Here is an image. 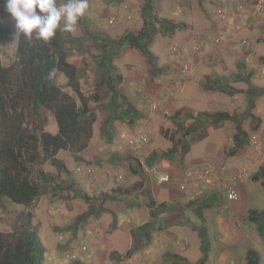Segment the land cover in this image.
Returning a JSON list of instances; mask_svg holds the SVG:
<instances>
[{
    "label": "rangeland",
    "instance_id": "1",
    "mask_svg": "<svg viewBox=\"0 0 264 264\" xmlns=\"http://www.w3.org/2000/svg\"><path fill=\"white\" fill-rule=\"evenodd\" d=\"M65 2L57 0V5ZM88 3V11L78 21L75 31L71 32L80 41L74 48L68 45L65 47L67 61L76 66V72L86 55L101 54L103 40L118 41L126 32L135 33L142 26L143 0H123L121 3L88 0ZM218 8L225 10L226 21L216 15ZM154 11L158 18L183 22L185 28L172 36L158 33L156 42L151 46L154 64L127 46L121 48L112 60L124 79L119 88L139 110L141 119L132 125L127 122L116 123L117 133L108 141L104 124L110 112L108 95L106 89L98 85L99 73L95 65L91 64L78 81L81 95L95 113L91 141L80 156L84 158V163L95 169L100 180L99 187L87 194L98 197L112 188H136L140 184L139 188L154 185L160 199L171 200L169 192L173 190V168L179 177L188 172L201 171L205 167L211 168L215 178L212 188L216 183L220 187L222 184L232 185L238 194L237 201L229 202L224 198L222 188L214 202L211 199V208L198 211L199 216L210 218L203 227L206 228L208 251L212 252V258L218 253L220 245L215 240L220 226L214 221L218 217L221 220L235 219V225L227 223L221 227H227L229 231L230 227L235 229L237 236L240 230L255 231L257 226L249 219L250 212L264 210V178L260 177L257 182L252 180V176L264 166V75L261 74L264 70L261 60L264 58V1L156 0ZM0 18V62L7 67L15 59L18 31L1 3ZM111 19L113 24H109ZM84 26L89 35L83 34ZM63 38H66L65 34ZM215 39H219L220 43L216 44ZM196 47L200 50L196 51ZM241 63L245 64L244 69ZM185 65L189 71L181 75V68ZM66 82L64 74H55V85L76 98ZM176 111H180L182 116L193 112L230 111L228 113L240 117L242 128L248 134V144L245 149L233 155L230 150L235 134L234 123L223 122L214 126L203 122L193 124L189 120L185 122L184 128L191 126L192 137L189 144L183 147L184 143L179 141L184 128L179 129L170 122ZM44 116L47 119L45 131L55 134L57 125L53 116L46 111ZM257 125L258 129L254 131L252 128ZM142 134L147 136V143H136L133 148L128 147L129 139L136 140ZM152 152L158 155L169 152L171 155L163 160L155 159L149 165L146 160ZM129 153L139 160L140 165V162L144 164V171L140 175L129 172L125 164ZM56 157L64 162L69 173L58 172L48 161L38 165L37 169L53 176L62 187L61 190L55 195L50 187L44 188L43 195L29 208L0 199V232L12 234L29 222L46 248L44 264H71L61 256L67 252H79V249L82 251L85 243L87 250L79 254L80 262L106 264L108 251L105 244L111 235L113 217H119L120 208H124L128 202L140 206L150 199L140 190L120 192L119 200L107 205L113 210V217L109 214L91 215L75 231L65 230L73 227L75 220L88 210L89 206L82 199L72 197L74 185L83 191L86 179L75 173V167L82 164L75 162L68 152L59 151ZM132 164L137 169V164ZM115 172L122 175V180L116 178ZM164 175L169 176V182L158 183L157 178ZM233 176H236V180H233ZM32 178L39 183L36 168L33 169ZM69 182H73L71 189L66 187ZM102 182L106 183L105 186H102ZM189 216L194 218V211ZM162 223L157 220L156 228L163 227ZM146 228L151 229L150 226ZM219 233L223 235L221 229ZM257 235L264 248V236L258 232ZM222 237L226 240L222 244H227V236ZM194 238L197 242L195 255L199 257L202 253V248L198 246L200 239L197 234ZM245 245L251 247L250 241L245 242ZM167 248L175 252L170 244ZM223 252L228 253V250ZM126 254L123 255L124 260L128 257ZM224 259L225 256L222 257V264H225ZM124 260L117 258L114 261L121 264ZM164 261L165 264L173 262L171 256Z\"/></svg>",
    "mask_w": 264,
    "mask_h": 264
},
{
    "label": "trees",
    "instance_id": "2",
    "mask_svg": "<svg viewBox=\"0 0 264 264\" xmlns=\"http://www.w3.org/2000/svg\"><path fill=\"white\" fill-rule=\"evenodd\" d=\"M122 1L105 0L110 3H121ZM143 1L141 28L135 33L126 32L118 41L103 40L100 46L101 54L86 55L77 72L76 66L67 61L65 50L66 45L74 48L80 41L71 33L58 31L51 42L45 43L42 40H27L17 32L13 63L4 67L0 62V199H6L16 205L29 208L43 195L44 188L50 187L56 195L62 187L57 184L53 176L37 169V167L48 161L58 172L69 173L64 162L56 157L59 151L68 152L75 162L82 164L83 167H91L94 170L95 188L99 187L100 179L98 180L95 169L84 163L80 156L91 141L95 113L87 106L86 100L80 93L79 79L85 75V71L91 64L95 65L96 71L99 73L97 76L99 77L98 85L104 87L106 95H108L110 112L104 124L108 134L107 140L111 141L117 133L116 123L127 122L128 125H132L137 119H141L139 110L119 88L124 79L122 74L117 71L116 66L113 65V57L119 53L121 48L127 46L154 64L155 57L151 46L156 42L158 33L172 36L178 30L185 28L183 22L158 18L154 11L156 0ZM0 3L4 4L3 0H0ZM82 30L83 34L89 35L85 26L82 27ZM63 34L66 36L65 39ZM261 60L264 63V58ZM241 68H245L244 63H241ZM56 73L64 74L67 79L66 86L71 88L76 98L55 85ZM45 111L51 114L55 120L57 125L55 134L48 133L44 129L47 125ZM189 120H192L193 124L203 122L214 126L223 122L234 123L235 134L232 138L233 147L230 150L233 155L245 149L248 144V134L243 130L241 119L236 114L193 112L185 113L182 116L180 111H176L170 122L177 128L183 129L185 122ZM258 125L253 126L252 129L256 131ZM183 130L179 142L184 143L183 147H186L192 137V128L189 126ZM170 155L169 152L160 155L157 152H152L146 162L150 165L155 159L163 160L169 158ZM126 159L124 161L130 173L140 175L144 171L139 160L131 153L127 155ZM132 162L137 164V169ZM35 168L39 183L32 178ZM80 175L85 178L84 173ZM260 177L264 178V166H261L259 171L252 176V180L257 182ZM72 185L73 182H69L66 187L71 189ZM102 185L105 186V183ZM84 186L85 184H83ZM262 186L264 188V181ZM76 187L74 185L72 197L82 199L89 207L75 220L73 227L65 230L75 231L91 215L109 214L113 217V210L107 205L119 200L118 194L122 192L121 188L112 189L108 193H101L95 197L89 196L88 192L85 194L84 189L82 191ZM147 203L152 216L151 209L155 204L152 201ZM114 217L111 230L116 226L114 225L116 217ZM249 219L257 226V232L264 236V210L250 212ZM146 227L147 225L143 226L141 230ZM85 247L87 249L86 243ZM73 253L77 254V258L69 262L82 264L79 257L86 251L83 252L79 249V252L74 251ZM131 253L132 251H129L126 255L129 256ZM45 254L46 248L38 233L30 227L29 222L16 229L12 234L0 232V264H44ZM110 258L112 259L111 256ZM118 258L120 259V257ZM245 260V264H260V257L255 250L247 251Z\"/></svg>",
    "mask_w": 264,
    "mask_h": 264
},
{
    "label": "crops",
    "instance_id": "3",
    "mask_svg": "<svg viewBox=\"0 0 264 264\" xmlns=\"http://www.w3.org/2000/svg\"><path fill=\"white\" fill-rule=\"evenodd\" d=\"M146 170H148L147 167ZM235 177H232L233 180H236ZM104 183L102 182V184ZM139 185L136 188L135 186L123 188L125 190L121 189V191L137 192L140 190L139 192H143L155 204L151 209L152 216L147 202L144 205L140 204L141 207L134 202H128L124 208H120L121 214L116 218L114 224L116 226L106 239V242L108 241L105 244L108 251L106 264H117L114 260H117L118 257L120 260H124L123 255L129 251L132 253L121 264H165L164 259L168 256H171V260H173L171 264H222L221 261L224 256L225 264H245V256L249 250H255L260 257V264H264V248L261 247V240L256 229L253 232L240 230L236 236L235 229L230 227L231 230L229 231L227 227H221V225L226 226L227 223L235 225V219L221 220L219 217L214 222L220 226L218 230L220 232L221 229L223 235L219 232L216 233L215 240L220 245L218 246V253H215L211 258L212 252L208 251L209 239H206V228L203 227V225L206 226L207 220L210 221V218L199 216L198 211L212 207L211 199L214 202L216 195L220 194L221 191L219 184L216 183L213 188L207 187L200 178L187 183L184 174L180 177L177 176L173 168V190L169 192L171 200L160 199L156 195L154 185L149 188H139ZM181 186H185V188L181 190ZM143 187H146V184H143ZM171 205L173 206L170 207ZM191 211H194V218L189 216ZM157 220L163 222V227L156 228ZM146 225L147 227L150 226L151 229L141 230ZM232 232H234L235 238ZM196 234L200 239L198 246L202 248L199 257L195 255L197 242L194 237ZM224 235L228 238L227 244L234 245L236 243L237 245H223L222 242L226 243L222 237ZM247 241H250L251 247L244 246ZM239 243L241 245H238ZM169 244L175 248V252L172 253L168 250ZM223 250H228V253L223 252Z\"/></svg>",
    "mask_w": 264,
    "mask_h": 264
},
{
    "label": "clouds",
    "instance_id": "4",
    "mask_svg": "<svg viewBox=\"0 0 264 264\" xmlns=\"http://www.w3.org/2000/svg\"><path fill=\"white\" fill-rule=\"evenodd\" d=\"M3 3L5 11L15 22L16 31L27 40L36 39L45 43L51 42L58 31L68 33L75 31L78 21L89 9L88 0H66L64 4L59 6L57 0H3ZM127 19L130 20V17ZM209 169L211 170V168ZM197 176L200 177L195 175L194 179ZM227 186L232 187V185ZM220 188H223L224 195L225 185L222 184Z\"/></svg>",
    "mask_w": 264,
    "mask_h": 264
},
{
    "label": "built area",
    "instance_id": "5",
    "mask_svg": "<svg viewBox=\"0 0 264 264\" xmlns=\"http://www.w3.org/2000/svg\"><path fill=\"white\" fill-rule=\"evenodd\" d=\"M216 15L222 20V21H226V14H225V11L224 9H221V8H218L217 12H216ZM109 24H113V19H111L109 21ZM214 42L216 44L220 43V40L219 39H215ZM196 51H199L200 49L198 47L195 48ZM174 51H176L174 49ZM189 71V68L188 66H183L181 68V74L182 75H186ZM262 75H264V71L261 72ZM253 140L255 141L256 138H253ZM148 141V138L146 135L142 134L138 137V139L134 140V139H129L127 141L128 143V147L130 148H133L136 143H139L141 145L147 143ZM256 144V142H255ZM143 165L142 162H140ZM152 171L154 172L155 169L152 168ZM93 172L94 170L91 168V167H83L82 165H77L75 167V173L77 175H80L82 173L85 174V186H84V189L86 192H92L94 189H95V181L93 180ZM116 178L118 180H122V175L118 172H115L114 173ZM195 175H199L203 181V183L206 185V186H211L213 185L214 183V177L212 175V172L209 168H204L203 170L201 171H195V173H192V172H188L186 175H185V180L186 182L188 183L189 181H193L194 178H195ZM158 183H168L169 182V176L168 175H164V176H159L158 178ZM185 188V186H181V190H183ZM224 196H225V199L229 202H234L238 199V194H237V191L235 189H233V187L231 186H227L225 185V191H224ZM87 249L85 246L82 247V251L85 252ZM64 258L66 259V262H69L71 260H75L77 258V254L76 253H67L64 255Z\"/></svg>",
    "mask_w": 264,
    "mask_h": 264
}]
</instances>
